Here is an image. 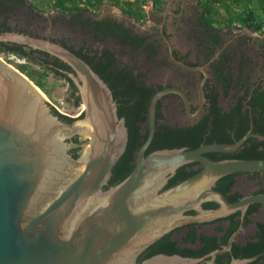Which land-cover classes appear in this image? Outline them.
I'll use <instances>...</instances> for the list:
<instances>
[{
    "label": "water",
    "instance_id": "water-1",
    "mask_svg": "<svg viewBox=\"0 0 264 264\" xmlns=\"http://www.w3.org/2000/svg\"><path fill=\"white\" fill-rule=\"evenodd\" d=\"M2 42L28 46L70 66L84 115L72 123L62 120L42 90L0 55V264H137L146 249L185 223L264 204V195L230 203L214 189L227 175L264 172V160L216 162L206 156L234 151L249 135L235 145L146 156L155 133L156 103L165 91L153 101L149 135L133 171L107 188L128 143L125 120L118 115L109 85L56 43L13 32L0 34ZM75 149L78 157L71 154ZM191 163L201 164L202 171L160 193L178 169ZM207 201L220 208L184 216ZM196 263L161 254L141 264Z\"/></svg>",
    "mask_w": 264,
    "mask_h": 264
},
{
    "label": "flooded vegetation",
    "instance_id": "flooded-vegetation-1",
    "mask_svg": "<svg viewBox=\"0 0 264 264\" xmlns=\"http://www.w3.org/2000/svg\"><path fill=\"white\" fill-rule=\"evenodd\" d=\"M186 1L174 0L160 25L155 26L154 34L143 35L113 19L112 30H99L89 23L86 14L78 19L58 13L29 20L28 15L19 11L24 4L15 8L0 7V34L13 32L56 43L90 65L111 88L118 115L125 120L128 130L125 153L129 155L130 171L114 185L113 173L107 188L120 184L133 171L149 135L153 101L164 91L166 93L156 103L155 133L146 156L160 150L235 145L249 135L234 151L211 152L206 156L216 162L264 160V104L261 100L264 74L252 82L246 63L234 69L220 36L218 43L214 42L215 33L204 26L202 14L197 24L189 23ZM171 30L176 42L170 36ZM181 34L188 35L192 43L184 44L188 36ZM16 46L28 57L20 49L11 53L2 51ZM0 54L21 55L24 57L20 58L27 61L32 62L29 59L32 58L42 62L39 64L42 68H49L52 74L69 84L74 102L78 100L83 107L78 89L69 77L75 73L60 59L9 42L0 43ZM83 115L84 107L77 117H67L77 119ZM75 140L80 142L77 137ZM75 150L78 157V149ZM259 155L263 157L258 158ZM184 169L198 174L203 167L199 163L181 167L160 193L196 175L184 178ZM214 189L230 203L264 195V172L227 175L217 181ZM219 208L217 202L207 201L199 210H189L184 216L198 217ZM161 254L179 255L195 260L196 264H264V204L253 203L243 212L214 220L185 223L146 249L137 264Z\"/></svg>",
    "mask_w": 264,
    "mask_h": 264
},
{
    "label": "rangeland",
    "instance_id": "rangeland-1",
    "mask_svg": "<svg viewBox=\"0 0 264 264\" xmlns=\"http://www.w3.org/2000/svg\"><path fill=\"white\" fill-rule=\"evenodd\" d=\"M138 1L144 14L140 19L131 16L122 8L127 7L125 5L127 2L135 3L137 0H25L24 7L22 6L19 11L28 15L29 20H33L37 16L45 18L58 13L69 14L71 11L85 10L88 16L98 20L106 18L116 20L138 34L143 35L148 32L154 34L155 26L160 25L162 16L168 13L174 0H161L159 5H156L154 0ZM203 4V0L186 1L187 18L194 21L189 20V23L197 24L200 20L201 14L203 15ZM217 6L216 13L210 17V22L220 36L221 45L224 51L229 52L234 69L246 63V69L253 78L252 82H255L258 75L264 74V10L255 2L243 0L241 7L235 10L240 17H230L219 8V4ZM169 33L176 42L173 31ZM182 36L187 38L188 35ZM184 40V44L192 43L189 36ZM192 46H195V42ZM0 55L34 84L43 86V88L38 87L58 113L77 117L83 111V107L75 106L72 91L65 80L46 71L37 63L14 55Z\"/></svg>",
    "mask_w": 264,
    "mask_h": 264
},
{
    "label": "trees",
    "instance_id": "trees-1",
    "mask_svg": "<svg viewBox=\"0 0 264 264\" xmlns=\"http://www.w3.org/2000/svg\"><path fill=\"white\" fill-rule=\"evenodd\" d=\"M154 1H155L156 5H159L161 3V0H154ZM199 1H201V0H199ZM203 1H204V4L202 7V11H203L202 18L204 21V26L209 28V30L211 32L215 33L214 42L218 43V41H219L218 40L219 39L218 32H217L216 28H214L212 26V23L210 22V17H212V15H214L216 13L218 4H219V8L223 9L227 13L228 16L240 17V14L235 13V10H236V8L241 7L243 0H203ZM250 1L255 2L264 10V0H250ZM24 2H25V0H0V7L1 8H5V7L15 8V7L21 6L22 4H24ZM138 3H140V1H138V0L135 3L127 2L125 4L127 6L126 8L122 7V6L121 7L127 13H129L131 16L140 19V18L144 17V14H143L142 8L140 7V5H138ZM69 14L72 15L74 18L78 19V18H81L83 16V14H85V10H79V11L75 10V11L69 12ZM88 20H89L90 24H93L99 30H102V29L112 30L110 27V23L113 20H111L109 18H106L103 21H96L93 17L89 16ZM114 29H116V28H114ZM259 29H260V27H259ZM0 33H2V32L0 31ZM3 46H4V44H1V47H3ZM18 49H20V51H22V48L19 46L8 47V49L2 50V51H4L5 53H11L14 50H18ZM23 55L27 56L26 53H24ZM24 56L20 55V57H24ZM29 59H31L32 62H37L36 60H34L32 58H29ZM37 63L42 65V62L41 63L37 62ZM44 69L46 71H50L49 68L45 67ZM23 71H25V70H23ZM38 86L43 88V86H41L39 84H38ZM261 96L263 97V98H261V100H263V104H264V93H261ZM74 104L77 107L80 106V103L78 100L76 102H74ZM53 110H54V113L56 115H58L62 120H64L67 123H72L75 120V119L69 118L67 116H64V115L58 113L55 109H53ZM75 142H78V141L75 140ZM194 147H195V145L192 146L191 148H194ZM169 148H171V147H169ZM71 154L74 157H77V150L71 151ZM257 157L259 158V157H263V156L259 155ZM128 161H129V155L127 153H125L124 156L119 161V163L117 164V166L113 170L114 176H113V180H112V185H114L118 181L122 180V178H124L122 176H126L129 173L130 168L128 166ZM195 174H196V172H187L185 169L182 172V175L184 178L191 177Z\"/></svg>",
    "mask_w": 264,
    "mask_h": 264
}]
</instances>
